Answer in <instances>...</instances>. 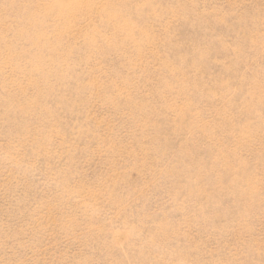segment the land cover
<instances>
[{"label": "rangeland", "instance_id": "rangeland-1", "mask_svg": "<svg viewBox=\"0 0 264 264\" xmlns=\"http://www.w3.org/2000/svg\"><path fill=\"white\" fill-rule=\"evenodd\" d=\"M0 264H264V0H0Z\"/></svg>", "mask_w": 264, "mask_h": 264}]
</instances>
